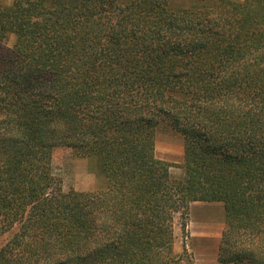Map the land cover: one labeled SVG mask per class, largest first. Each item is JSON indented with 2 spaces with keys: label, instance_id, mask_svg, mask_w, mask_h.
<instances>
[{
  "label": "trees",
  "instance_id": "trees-1",
  "mask_svg": "<svg viewBox=\"0 0 264 264\" xmlns=\"http://www.w3.org/2000/svg\"><path fill=\"white\" fill-rule=\"evenodd\" d=\"M60 147L103 187L64 191ZM196 202L223 205L219 264H264V0H0V264H193Z\"/></svg>",
  "mask_w": 264,
  "mask_h": 264
},
{
  "label": "rangeland",
  "instance_id": "rangeland-1",
  "mask_svg": "<svg viewBox=\"0 0 264 264\" xmlns=\"http://www.w3.org/2000/svg\"><path fill=\"white\" fill-rule=\"evenodd\" d=\"M3 1L9 4L12 0ZM13 41V37H10L7 45L11 47ZM156 141L160 150L166 145L172 146L175 150L178 146L183 147L181 136L167 127H160L157 130ZM170 164V173L179 176L181 173L179 164ZM51 166L53 175L61 181L64 191L90 192L104 185V179L98 172L96 162L76 157L69 149L56 148L52 154ZM224 227V209L221 203L192 204L188 210L184 229L181 228L179 217L175 218L174 251L181 253L185 249L192 258L193 264H217V248ZM4 239L5 236L0 235V246Z\"/></svg>",
  "mask_w": 264,
  "mask_h": 264
},
{
  "label": "crops",
  "instance_id": "crops-1",
  "mask_svg": "<svg viewBox=\"0 0 264 264\" xmlns=\"http://www.w3.org/2000/svg\"><path fill=\"white\" fill-rule=\"evenodd\" d=\"M166 146L164 147V149L160 150L158 145H157V141H156L155 142V148H154L155 157L157 159L164 161V162H167V163L180 164L182 161V158H183V147L178 146L177 150H175L170 145H166ZM196 203H199V202H196ZM192 204H195V203H192ZM192 204H190V206ZM217 264H219V263L217 262Z\"/></svg>",
  "mask_w": 264,
  "mask_h": 264
}]
</instances>
